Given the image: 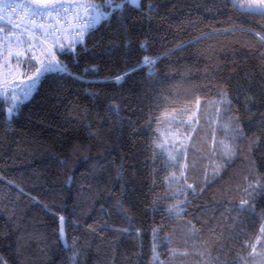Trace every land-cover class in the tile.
Listing matches in <instances>:
<instances>
[{
  "label": "trees",
  "instance_id": "trees-1",
  "mask_svg": "<svg viewBox=\"0 0 264 264\" xmlns=\"http://www.w3.org/2000/svg\"><path fill=\"white\" fill-rule=\"evenodd\" d=\"M142 7L86 34L75 60L57 51L80 79L42 78L17 118L0 119V264H70L73 253L76 264H151L153 228L163 264H264V187H254L264 186V17L242 15L231 0ZM145 56L156 60L151 78L131 71ZM219 97L238 145L231 158L216 155L206 179L199 139L182 167L160 146V128L167 112L211 108ZM185 199L183 213H167ZM117 201L138 237L112 230L129 227ZM105 221L111 228L99 230Z\"/></svg>",
  "mask_w": 264,
  "mask_h": 264
},
{
  "label": "snow or ice",
  "instance_id": "snow-or-ice-1",
  "mask_svg": "<svg viewBox=\"0 0 264 264\" xmlns=\"http://www.w3.org/2000/svg\"><path fill=\"white\" fill-rule=\"evenodd\" d=\"M145 3L146 0H103V3L100 4L95 3V0H25L23 3L10 4L6 0H0V12L5 9L11 12H16L17 9L20 10L17 13L16 20L8 15H0V21L7 20L12 28L21 29V31L15 32L11 29L0 28V34H2L0 35V44L5 45L0 55L4 56L5 63H8L10 58L15 57L17 69L22 65L25 67V71L19 73V75L26 76V80H20V83L15 87L7 79L0 83V100L3 101L4 105H7L6 107L0 106V119L4 122H11L17 118L22 111V106L29 102L35 92L38 91L42 78L68 75L75 77L68 64L58 59L57 51L63 55L72 56L75 60L79 55L75 52V46L80 44L86 49L84 44L86 34L93 36L101 25L110 24L113 16L122 20L125 12L129 9L143 12L144 7H142V4ZM231 3L233 8L242 15L258 14L264 17V0H243V2L242 0H231ZM147 7L151 9L152 5L147 4ZM40 18H44L43 22H39ZM37 29L39 34L35 31ZM13 38L15 43L12 42ZM261 40L264 41V36L261 37ZM141 48L146 49V44H141ZM33 61L36 63H32ZM155 64V59L145 56L140 64L131 71L144 70L147 76L151 78L156 72ZM84 71L88 72L90 70L86 68ZM91 71H96V69L93 68ZM29 72L31 74H28ZM129 74L125 73L117 77L116 83H121L124 76ZM18 78L19 76H17ZM75 78L80 79V77ZM10 89L11 91H9ZM224 102L229 103L226 99ZM112 110L117 111V107L113 106ZM224 147L225 155H229L230 149L227 145ZM249 150H251V145ZM229 158H231L230 155ZM172 159L174 160L175 157H172ZM67 180L71 184L73 178L69 176ZM188 187L192 188L191 185ZM254 187L264 186H261L258 182ZM192 191L193 194L196 193V189L193 188ZM184 195L187 196L186 193ZM186 202L188 201L185 199L170 205L166 209L167 213L170 215L174 213L179 216L185 211L181 205ZM245 204H247V201H242L241 208ZM115 207L128 221L129 227L112 230L138 237L140 229L132 223L128 210L119 201H117ZM57 219L59 240L63 242L65 248L71 251L76 241L73 239L71 244L68 243L65 217L58 215ZM71 223L73 222L69 221V224ZM106 228H111L107 221L100 225L99 230ZM89 230L93 233L98 231L97 227L92 225H89ZM158 232L159 229H152L151 264H163L160 261V253L157 251ZM69 262L70 264H76L75 253L69 257Z\"/></svg>",
  "mask_w": 264,
  "mask_h": 264
},
{
  "label": "rangeland",
  "instance_id": "rangeland-1",
  "mask_svg": "<svg viewBox=\"0 0 264 264\" xmlns=\"http://www.w3.org/2000/svg\"><path fill=\"white\" fill-rule=\"evenodd\" d=\"M6 2L19 4L23 3V0H6ZM95 3L100 4L103 1L95 0ZM3 15L11 17L9 14ZM12 31L16 32L17 30L14 28ZM13 40L15 41L14 38ZM0 51L3 52L2 49ZM32 63L35 64L36 62L33 61ZM24 71L25 67L23 65L17 69L15 60L8 61V63H5V60L0 61V83L7 79L15 87L20 83V80H26V76L19 75V73ZM28 74L31 73L29 72ZM17 76H19L18 79ZM225 99L226 97L217 98V102L214 100L215 102L211 108H203L202 104L199 103L192 108L174 109L163 116L160 128V146L168 154L173 164H183L182 167L188 168L189 164L193 163L189 162L188 150L190 151L191 147H193L191 141L196 136L199 139L196 146L204 145L201 151L202 155L206 154L205 156L207 157L205 163V177L207 179L210 174L209 170L216 171L213 167V161L217 160V154L225 152L224 146L227 145L231 149L233 145L234 147L238 145L235 139L239 135L238 128L231 120L222 121L220 118V115L227 108V103L224 102ZM226 100L228 101V99ZM172 157H175V159L173 160ZM215 164L219 169L220 163L215 162Z\"/></svg>",
  "mask_w": 264,
  "mask_h": 264
},
{
  "label": "built area",
  "instance_id": "built-area-1",
  "mask_svg": "<svg viewBox=\"0 0 264 264\" xmlns=\"http://www.w3.org/2000/svg\"><path fill=\"white\" fill-rule=\"evenodd\" d=\"M10 4H16V3H10ZM19 9L16 10V12H11L10 10L8 9H5L3 12H0V15H3V14H9L11 15V18L13 20H16V16H17V13H19ZM44 18H40V21L39 22H43ZM1 22V21H0ZM19 22V21H17ZM49 22H52V21H49ZM37 33L39 32V30H36ZM2 49V51L4 50V47L0 48V50Z\"/></svg>",
  "mask_w": 264,
  "mask_h": 264
},
{
  "label": "crops",
  "instance_id": "crops-1",
  "mask_svg": "<svg viewBox=\"0 0 264 264\" xmlns=\"http://www.w3.org/2000/svg\"><path fill=\"white\" fill-rule=\"evenodd\" d=\"M23 2H25V0H23ZM13 3H15V2H13ZM2 23H3V21H1ZM0 25H7V24H0ZM13 43H15V41L13 40L12 41ZM11 60H9V62H11V61H14L15 60V57H12V58H10ZM13 59V60H12Z\"/></svg>",
  "mask_w": 264,
  "mask_h": 264
}]
</instances>
